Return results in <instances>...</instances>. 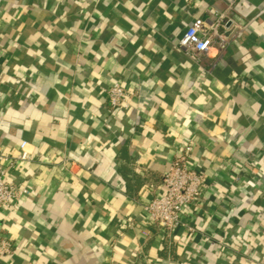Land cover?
<instances>
[{
    "label": "crops",
    "instance_id": "1",
    "mask_svg": "<svg viewBox=\"0 0 264 264\" xmlns=\"http://www.w3.org/2000/svg\"><path fill=\"white\" fill-rule=\"evenodd\" d=\"M228 10L200 63L185 29ZM264 0H0V153L28 193L0 264H264ZM114 83L131 93L110 109ZM200 200L167 235L143 207L177 155Z\"/></svg>",
    "mask_w": 264,
    "mask_h": 264
},
{
    "label": "built area",
    "instance_id": "2",
    "mask_svg": "<svg viewBox=\"0 0 264 264\" xmlns=\"http://www.w3.org/2000/svg\"><path fill=\"white\" fill-rule=\"evenodd\" d=\"M231 8L232 3L223 12H207L204 17L194 19L185 29L178 45L191 61L200 63L213 50L218 54L226 49L231 35L235 33V29H239L228 15ZM130 96V91L120 83H114L106 91V101L110 109H127L130 106ZM25 147L26 142H21L15 159L0 153V212L17 213L19 202L28 193L26 186L8 178L3 167L4 161L12 166L15 161L29 160L30 155ZM161 185L162 193L153 197L143 209L151 225L170 235L178 228L188 226L181 218L182 212L200 200L206 183L203 174L190 169L187 157L180 154L161 176ZM12 250V242L0 235V258L11 254Z\"/></svg>",
    "mask_w": 264,
    "mask_h": 264
}]
</instances>
